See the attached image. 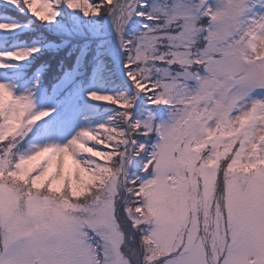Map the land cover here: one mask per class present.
I'll return each instance as SVG.
<instances>
[{
  "label": "snow or ice",
  "instance_id": "1",
  "mask_svg": "<svg viewBox=\"0 0 264 264\" xmlns=\"http://www.w3.org/2000/svg\"><path fill=\"white\" fill-rule=\"evenodd\" d=\"M0 264H264V0H0Z\"/></svg>",
  "mask_w": 264,
  "mask_h": 264
}]
</instances>
